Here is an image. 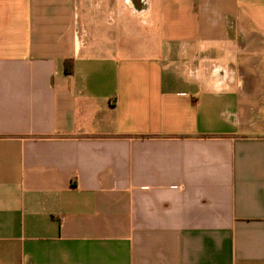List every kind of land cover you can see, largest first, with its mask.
<instances>
[{"label":"crops","instance_id":"1","mask_svg":"<svg viewBox=\"0 0 264 264\" xmlns=\"http://www.w3.org/2000/svg\"><path fill=\"white\" fill-rule=\"evenodd\" d=\"M0 264H264V0H0Z\"/></svg>","mask_w":264,"mask_h":264}]
</instances>
